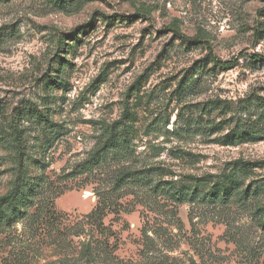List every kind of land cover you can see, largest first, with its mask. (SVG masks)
<instances>
[{"label":"rangeland","instance_id":"rangeland-1","mask_svg":"<svg viewBox=\"0 0 264 264\" xmlns=\"http://www.w3.org/2000/svg\"><path fill=\"white\" fill-rule=\"evenodd\" d=\"M0 211V264H264V0H0Z\"/></svg>","mask_w":264,"mask_h":264},{"label":"trees","instance_id":"trees-1","mask_svg":"<svg viewBox=\"0 0 264 264\" xmlns=\"http://www.w3.org/2000/svg\"><path fill=\"white\" fill-rule=\"evenodd\" d=\"M224 66L228 65L230 62L229 61H226V62H221ZM20 152V151H19ZM17 153L18 155V158H19V162H20V167H23V157H22V153ZM18 182V180H17ZM21 190V185L20 184H17L16 187H15V190L14 192L7 198V200L11 201V202H17V199L19 197V192ZM177 194V193H175ZM211 200H216L215 197H211ZM4 220H7L10 224L12 223V220L11 219H7L6 215L4 214L3 211H0V222L4 221Z\"/></svg>","mask_w":264,"mask_h":264}]
</instances>
